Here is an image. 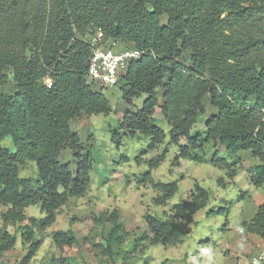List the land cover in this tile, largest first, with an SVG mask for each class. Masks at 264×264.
Here are the masks:
<instances>
[{"label": "trees", "instance_id": "1", "mask_svg": "<svg viewBox=\"0 0 264 264\" xmlns=\"http://www.w3.org/2000/svg\"><path fill=\"white\" fill-rule=\"evenodd\" d=\"M97 30L105 44L124 41L131 44L126 48L140 50L115 85L130 109L118 130H111L112 140L144 135L150 139L147 148H156L165 138L153 118L159 105L169 143L177 146L174 163L203 162L208 142L230 154L251 151L258 164L250 180L264 191V0H0V205L6 207L1 219L4 225L30 221L20 225L23 242H30L23 261L41 245L33 228L42 231L53 224L68 199L84 196L89 187L91 155L83 152L70 122L83 114L116 112L87 76L89 40ZM8 84L14 90L7 94L3 87ZM142 95L141 106H135L133 99ZM207 105L214 111L203 118L204 131H193ZM6 136L13 150L1 145ZM67 150L70 160L61 161ZM165 153L149 159V170L139 177L161 192L156 205L177 191L175 181L151 177ZM26 161L36 165L34 183L19 176ZM210 163L229 166L217 152ZM234 174L228 172L230 178ZM208 195L195 184L189 199L175 204L166 218L145 214L150 235L139 239L152 245L181 243ZM30 205H38L43 217L27 218L24 209ZM222 210L227 208L206 214ZM118 217L113 210L93 218L112 223L109 234L117 246L124 240ZM243 225L264 242V202ZM110 239L107 254L115 264ZM52 241L62 248L76 238L71 230H59ZM14 244L15 236L0 229V255Z\"/></svg>", "mask_w": 264, "mask_h": 264}, {"label": "rangeland", "instance_id": "2", "mask_svg": "<svg viewBox=\"0 0 264 264\" xmlns=\"http://www.w3.org/2000/svg\"><path fill=\"white\" fill-rule=\"evenodd\" d=\"M116 48L130 47L124 41L107 42ZM109 100L115 113L81 115L70 122L71 129L81 140L83 152L91 155L89 187L82 197H70L62 206L53 224L42 231L33 228L34 238L41 240V245L28 260L30 242H23L20 225H4L1 219L6 207L0 205V229L15 236L12 248L0 255V264H61L57 258H68V264H112L107 254L109 248L114 254L115 264H161L165 259L169 264H248L250 258L264 252V242L244 227L255 214L257 207L264 202L262 188L251 183V175L258 161L251 151L230 154L217 143L208 142L203 149V162L179 159L174 163L177 146L169 143V126L160 113L159 105L154 109V123L165 133L163 142L153 150L147 148L149 137L138 135L133 138L122 136L119 143L111 138V130H118V122L125 110L130 109L121 99L118 86H95ZM10 84L3 87L5 93L13 91ZM158 92L157 98H160ZM145 95L133 99L140 107ZM214 110L206 106L204 116L200 117L193 131H204L203 118ZM184 143V140H181ZM3 147L12 148V140L6 136L1 140ZM166 150L160 164L150 170L154 181L177 183V191L163 205H156L154 200L161 195L149 182H139L143 172L149 170L147 161ZM217 152L225 159L228 167L213 165L210 159ZM69 151L60 156L61 161L70 160ZM233 170L230 178L228 172ZM19 176L30 178L32 183L37 178L34 162L26 161L20 165ZM195 184L208 191L206 205L197 210L191 232L177 245H152L148 239H139L141 235H150L145 221V214L166 218L173 213V206L189 199ZM227 208L220 213H206L217 208ZM118 212V221L122 224L124 240L117 246L110 233L111 222L100 224L94 217L100 213ZM27 218H42L38 205L24 209ZM71 230L76 242L71 246L58 247L52 241L56 231ZM120 234V232H119ZM136 246L133 248V241Z\"/></svg>", "mask_w": 264, "mask_h": 264}, {"label": "built area", "instance_id": "3", "mask_svg": "<svg viewBox=\"0 0 264 264\" xmlns=\"http://www.w3.org/2000/svg\"><path fill=\"white\" fill-rule=\"evenodd\" d=\"M102 38V32L97 30L89 40L91 54L87 65V76L90 81L100 86L113 87L129 62L140 56V50L114 49L108 47ZM248 264H264V252L252 256Z\"/></svg>", "mask_w": 264, "mask_h": 264}]
</instances>
